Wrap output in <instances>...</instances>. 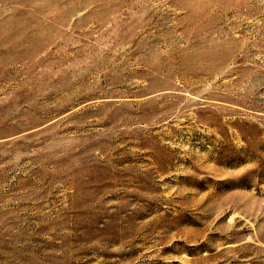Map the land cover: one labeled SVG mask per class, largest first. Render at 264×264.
<instances>
[{
    "label": "rangeland",
    "instance_id": "rangeland-1",
    "mask_svg": "<svg viewBox=\"0 0 264 264\" xmlns=\"http://www.w3.org/2000/svg\"><path fill=\"white\" fill-rule=\"evenodd\" d=\"M0 264H264V0H0Z\"/></svg>",
    "mask_w": 264,
    "mask_h": 264
}]
</instances>
